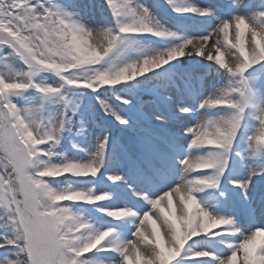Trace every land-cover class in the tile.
<instances>
[{"label": "snow or ice", "instance_id": "obj_1", "mask_svg": "<svg viewBox=\"0 0 264 264\" xmlns=\"http://www.w3.org/2000/svg\"><path fill=\"white\" fill-rule=\"evenodd\" d=\"M0 264H264V0H0Z\"/></svg>", "mask_w": 264, "mask_h": 264}, {"label": "rangeland", "instance_id": "obj_2", "mask_svg": "<svg viewBox=\"0 0 264 264\" xmlns=\"http://www.w3.org/2000/svg\"><path fill=\"white\" fill-rule=\"evenodd\" d=\"M226 56H227V53H226Z\"/></svg>", "mask_w": 264, "mask_h": 264}]
</instances>
